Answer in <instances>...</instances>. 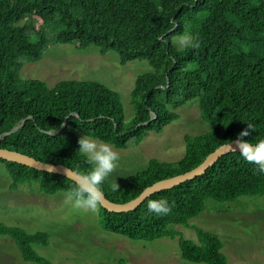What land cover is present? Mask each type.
<instances>
[{
  "label": "trees",
  "instance_id": "1",
  "mask_svg": "<svg viewBox=\"0 0 264 264\" xmlns=\"http://www.w3.org/2000/svg\"><path fill=\"white\" fill-rule=\"evenodd\" d=\"M31 14L51 27L50 37L41 27L31 38L24 22ZM183 34L198 39L200 47L179 49L172 36ZM66 37L78 48L116 51L121 65L139 57L152 66L135 77V112L128 122L120 94L102 82L64 79L48 86L39 78L20 77V55L37 60L45 46ZM187 102L197 103L208 131L187 135L184 153L175 161L149 158L147 167L127 176L117 191L106 179L101 188L108 199L124 202L152 182L196 166L248 124L255 131L244 140L255 144L264 139V0H0V132L25 119L22 127L0 137V147L87 173L92 165L78 152L80 134L126 148L130 139L138 144L148 131L175 120L174 109ZM151 114L155 117L143 124ZM66 116L64 127L47 135ZM0 163L11 178V190L27 183L50 195L75 187L62 174L8 159ZM243 195L264 196V173L238 151L229 152L203 174L151 194L133 210L108 211L100 205L99 224L134 240L177 237L185 260L232 264L219 236L189 219L203 211L207 199L233 202ZM159 199L172 206L168 215L148 212V201ZM171 224L192 226L196 239L184 238ZM0 235L15 241L24 260L54 264L33 248L47 245L46 231L29 232L0 221Z\"/></svg>",
  "mask_w": 264,
  "mask_h": 264
},
{
  "label": "rangeland",
  "instance_id": "2",
  "mask_svg": "<svg viewBox=\"0 0 264 264\" xmlns=\"http://www.w3.org/2000/svg\"><path fill=\"white\" fill-rule=\"evenodd\" d=\"M24 22L31 29V32L28 30L31 38L33 31L41 27L47 36L52 35L51 27L44 25L36 14L29 15ZM178 37L172 36V40L175 42ZM19 59L22 62L19 75L24 79L39 78L48 86L64 79L97 80L116 90L121 97L125 122L135 112L131 100L135 77L153 69L146 59L139 57L121 65L116 51L108 50L102 54L95 46L78 48L77 43L67 37L62 42L45 46L37 60L25 54ZM174 111L178 114L175 120L159 131H148L138 144H134L133 139L126 148L109 144L120 157L116 170L107 178L111 185L115 182L120 185L127 176L145 169L149 158L175 161L184 153L187 135L208 131L196 102H187ZM10 182L9 174L0 163V221L18 225L29 232L46 231L49 235L47 245L33 244V248L39 256L54 264H205L183 259L177 237L134 240L103 229L99 224L98 209L86 211L66 203L64 191L49 195L27 183L11 190L8 188ZM189 222L216 233L230 263L264 264V196L243 195L233 202L207 199L203 211ZM170 226L179 230L184 238L196 239L192 226ZM0 264L39 263L24 260L15 241L0 235Z\"/></svg>",
  "mask_w": 264,
  "mask_h": 264
},
{
  "label": "clouds",
  "instance_id": "3",
  "mask_svg": "<svg viewBox=\"0 0 264 264\" xmlns=\"http://www.w3.org/2000/svg\"><path fill=\"white\" fill-rule=\"evenodd\" d=\"M166 42V41H165ZM176 44L179 49L200 47L198 39L191 35L183 34L176 38ZM255 131L252 124H248L246 130L241 131L234 142H228L224 147L230 152L239 151L240 155L248 162L258 166V172L264 173V139L255 144L243 139ZM78 152L87 158V162L92 165L87 173L74 172L75 187L65 193L66 203L86 211H96L102 204L104 193L101 185L116 170L120 159L119 153L107 143H98L89 136H82L78 139ZM68 175V174H67ZM119 185L115 182L112 185V191H117ZM171 207L166 199L149 200L147 210L156 216L168 215Z\"/></svg>",
  "mask_w": 264,
  "mask_h": 264
},
{
  "label": "water",
  "instance_id": "4",
  "mask_svg": "<svg viewBox=\"0 0 264 264\" xmlns=\"http://www.w3.org/2000/svg\"><path fill=\"white\" fill-rule=\"evenodd\" d=\"M166 80L168 78L166 77ZM155 115L151 114L148 120L144 121L143 124L148 123L151 119H153ZM67 116L63 119L62 123L60 126L53 131L50 134H47L44 130H42L44 133H46L49 136L57 134L65 125L66 123ZM23 119L21 122H19L17 125L13 126L10 130L0 132V137L5 136L6 134L20 128L23 126L24 123ZM236 138L231 139L227 142L219 144L215 149H213L211 152H209L204 158H202L201 162L197 164L196 166L183 171L181 173L174 174L172 176L164 177L161 179H158L151 184L145 186L142 191L136 195L135 197L126 200L124 202H115L110 199H108L104 193V199L101 204L102 207H104L108 211H115V212H122V211H130L135 209L138 205L142 203L148 196L151 194L161 191L164 189L171 188L175 185H178L182 182H185L186 180L193 179L194 177L203 174L208 167H210L217 158L220 156L229 153L228 149L224 147L228 142H234ZM251 143V142H250ZM238 151V150H237ZM239 152V151H238ZM0 158L9 160V161H14L18 162L21 164H25L27 166L36 168L38 170H44V171H49L53 173H58L62 174L71 180L74 181V177L71 176V173L77 172L75 169L70 168L62 163H52L49 161H42L39 160L29 154L19 152L13 149H8L5 147H0ZM68 174V175H67Z\"/></svg>",
  "mask_w": 264,
  "mask_h": 264
}]
</instances>
